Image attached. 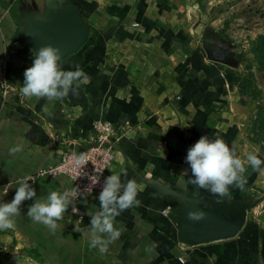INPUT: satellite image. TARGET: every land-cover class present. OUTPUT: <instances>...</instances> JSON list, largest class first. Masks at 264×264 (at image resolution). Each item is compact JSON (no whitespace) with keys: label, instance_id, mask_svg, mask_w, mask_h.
I'll list each match as a JSON object with an SVG mask.
<instances>
[{"label":"crops","instance_id":"1","mask_svg":"<svg viewBox=\"0 0 264 264\" xmlns=\"http://www.w3.org/2000/svg\"><path fill=\"white\" fill-rule=\"evenodd\" d=\"M200 2L0 0V66L15 88L0 95V202L56 164L66 145L80 151L98 119L121 136L112 172L142 188L141 205L116 218L122 235L106 254L89 247L87 213L99 210L98 197L75 199L55 233L26 215L35 198L24 201L15 230L0 231V264H264V173L246 162L250 152L264 160V149L246 136L241 75L229 45L202 24ZM49 44L61 50L63 70L79 66L89 79L61 100L25 98L23 74ZM201 136L235 147L245 162L243 191L233 185L230 197L213 196L189 182L185 158ZM15 146L22 150L12 155ZM29 183L38 199L73 188L65 177ZM176 196L226 206V216L235 203L250 209L234 238L193 246L171 218Z\"/></svg>","mask_w":264,"mask_h":264},{"label":"clouds","instance_id":"2","mask_svg":"<svg viewBox=\"0 0 264 264\" xmlns=\"http://www.w3.org/2000/svg\"><path fill=\"white\" fill-rule=\"evenodd\" d=\"M60 51L51 44L34 51L33 64L23 74L24 81L20 89L23 97L46 98L51 101L64 99L70 92L77 94L80 83L87 81L89 77L79 66L74 70H63ZM21 150V147L15 146L10 148L9 152L15 155ZM73 155L76 166L85 165L84 153ZM185 162L191 169L189 182L196 188L210 191L213 196L230 197V187L233 185L241 191L245 189L247 181L242 177L245 162L239 158L235 147L229 146L219 136L213 139L201 136L188 149ZM246 162L253 170L264 173V160H261L257 153L250 152ZM122 175L126 176V173L112 172L104 179L98 196L99 210L94 214L87 213L91 218L89 247L98 249L101 254H106L108 245L122 235L123 229L115 227L116 218L122 212L141 205L137 198L142 191L141 186L134 179L122 181ZM89 179L91 182H98L94 176ZM29 181L32 179L26 177L19 182L10 202H0V231L15 230V217L21 214L23 202L35 198L26 215L33 222L43 224L50 232L55 233L58 222L64 219L69 206L75 199L80 198L83 192L76 186L71 191H51L46 199H38L36 190ZM72 212L78 213V209L73 207ZM205 216L203 211H189L187 219L198 223ZM31 264L36 262L32 261Z\"/></svg>","mask_w":264,"mask_h":264},{"label":"rangeland","instance_id":"3","mask_svg":"<svg viewBox=\"0 0 264 264\" xmlns=\"http://www.w3.org/2000/svg\"><path fill=\"white\" fill-rule=\"evenodd\" d=\"M201 22L229 45L241 75L246 136L264 149V0H201Z\"/></svg>","mask_w":264,"mask_h":264},{"label":"built area","instance_id":"4","mask_svg":"<svg viewBox=\"0 0 264 264\" xmlns=\"http://www.w3.org/2000/svg\"><path fill=\"white\" fill-rule=\"evenodd\" d=\"M14 90L15 88L8 78L7 68L0 66V95L7 96ZM93 130V137L80 145V151H77L74 146L66 145L62 149L60 160L56 164L41 169L31 179L65 177L71 182L73 187L78 186L80 188L83 192L81 197H98L102 190L104 179L112 174V167L116 160L121 136L116 126L106 120H95ZM74 153L85 154V165L79 167L75 165ZM90 176H94L98 182H91ZM68 191H71V189Z\"/></svg>","mask_w":264,"mask_h":264},{"label":"water","instance_id":"5","mask_svg":"<svg viewBox=\"0 0 264 264\" xmlns=\"http://www.w3.org/2000/svg\"><path fill=\"white\" fill-rule=\"evenodd\" d=\"M75 8L77 11V7ZM71 26L77 35L78 29L73 24ZM171 201L174 206L171 218L177 225L179 237L181 241L193 246L234 238L243 228L247 220V210L250 209L241 208L240 204L235 203L233 210L226 216L228 213L226 206L207 209L197 204L193 196L171 197ZM189 211H203L206 216L198 223L193 222L187 219Z\"/></svg>","mask_w":264,"mask_h":264}]
</instances>
